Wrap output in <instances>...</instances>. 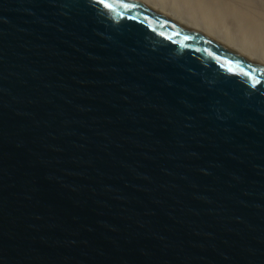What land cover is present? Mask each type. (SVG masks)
<instances>
[{
    "label": "water",
    "instance_id": "water-1",
    "mask_svg": "<svg viewBox=\"0 0 264 264\" xmlns=\"http://www.w3.org/2000/svg\"><path fill=\"white\" fill-rule=\"evenodd\" d=\"M0 264H264V66L136 0H0Z\"/></svg>",
    "mask_w": 264,
    "mask_h": 264
},
{
    "label": "bare ground",
    "instance_id": "bare-ground-1",
    "mask_svg": "<svg viewBox=\"0 0 264 264\" xmlns=\"http://www.w3.org/2000/svg\"><path fill=\"white\" fill-rule=\"evenodd\" d=\"M157 1L158 0H139V3L142 4L143 2L149 7L155 6L160 9L159 11H165L171 18L219 41L223 39L220 32L224 35H231L229 43H224L231 47L232 45L239 44L241 48H246L247 57L264 66V21L257 17L255 10H253V12H251L250 9L249 11L247 10L249 17L246 18L244 16L245 11L239 12L237 11L238 8L234 7L232 4L221 3L220 0ZM183 1L189 2L192 5L184 7L185 5L183 6L182 4ZM167 11L170 13L168 14ZM183 15L188 16L192 22L183 21ZM261 17L262 15L260 18ZM196 22L202 23L203 25ZM212 34L215 35V37ZM237 52L243 54L240 51Z\"/></svg>",
    "mask_w": 264,
    "mask_h": 264
},
{
    "label": "rangeland",
    "instance_id": "rangeland-1",
    "mask_svg": "<svg viewBox=\"0 0 264 264\" xmlns=\"http://www.w3.org/2000/svg\"><path fill=\"white\" fill-rule=\"evenodd\" d=\"M138 2H139V0H138ZM157 2H160L159 0L157 1ZM213 2H215V1H213ZM220 2L221 3H228V4H232L234 7H236V8H238V10L237 11H239V12H244V16L247 18V17H249V14L247 13V10L249 11V9H250V11L251 12H253V10H255V12H256V14H257V17L259 18V19H261L262 21H264V0H220ZM142 4H144L143 2H142ZM182 4H183V6L184 7H187V6H189V5H192L191 3H189V2H186V1H183L182 2ZM187 4V5H186ZM262 4V5H261ZM145 5V4H144ZM149 5H151V4H149ZM152 8H154V9H157V10H160V9H158L157 7H155V6H151ZM263 7V8H262ZM164 14H166L165 13V11H163V10H161ZM168 12V11H167ZM259 14H258V13ZM170 12H168V14H169ZM262 15V17L260 18V16ZM167 15V14H166ZM183 17V21H185V22H192L190 19H189V17L188 16H185V15H183L182 16ZM196 23H199V22H196ZM200 25H203L202 23H199ZM264 24V23H263ZM197 26V25H196ZM193 29H195V28H193ZM221 33V35H222V37H223V39H222V41L223 42H228L229 43V40H230V37H231V35H224L222 32H220ZM213 35V34H212ZM214 37H215V35H213ZM235 39V38H234ZM232 45V44H231ZM232 47L235 49V50H237V51H240V52H242L243 54H241L242 56H244V57H246V58H248L247 57V49L246 48H241L240 46H239V44L238 45H232ZM248 59H250V58H248ZM251 60V59H250ZM253 61V60H252ZM258 63V62H257Z\"/></svg>",
    "mask_w": 264,
    "mask_h": 264
}]
</instances>
